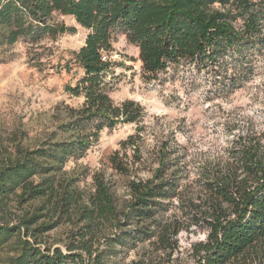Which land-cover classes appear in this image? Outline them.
Wrapping results in <instances>:
<instances>
[{
  "label": "trees",
  "instance_id": "1",
  "mask_svg": "<svg viewBox=\"0 0 264 264\" xmlns=\"http://www.w3.org/2000/svg\"><path fill=\"white\" fill-rule=\"evenodd\" d=\"M54 12L73 17L87 30L72 57L83 74L64 87L83 102L71 109L75 117L65 125L63 132L74 134L70 140L0 168V249L12 239L17 249L9 264H110L115 246L135 248L145 242L171 252L186 222L205 229L204 240L192 245L195 264H264V149L259 142L241 152L240 166L218 168L197 200L180 199L181 220L168 215L180 185L177 177L166 178L171 168L164 164L152 177L131 181L130 199L122 205L99 176L85 199L70 184L48 177L31 180L81 156L103 128L143 122L144 108L138 102L115 103L109 96L111 62L103 56H110L117 36L137 47L145 79L187 61L198 68L223 67L235 88L247 78L243 71H254L247 65L249 54L264 56V0H0V51L20 39L37 42L74 33V27L52 22ZM226 56L233 59L228 67L222 64ZM128 143H136L131 135L120 142L125 147ZM118 157V151L110 155L111 166L126 171ZM12 196L23 203L40 199L44 212L8 223L3 209ZM45 216L50 218L37 224ZM63 222L72 229L62 247L47 244L43 234Z\"/></svg>",
  "mask_w": 264,
  "mask_h": 264
},
{
  "label": "rangeland",
  "instance_id": "2",
  "mask_svg": "<svg viewBox=\"0 0 264 264\" xmlns=\"http://www.w3.org/2000/svg\"><path fill=\"white\" fill-rule=\"evenodd\" d=\"M52 22L75 31L37 42L20 39L0 51V168L74 136L63 131L75 117L71 109H79L83 97L71 96L64 87L83 74L72 57L84 44L87 30L73 17L58 12L52 14ZM109 58V96L115 103L125 99L138 102L144 108L143 122L103 128L81 156L67 158L45 176L34 174V183L48 177L72 185L85 199L94 192V177L99 176L122 205L130 199L131 181L152 177L164 164L171 168L166 178L177 177L181 194L170 203L168 215L173 213L181 220L180 199L197 200L204 193L205 181L218 168L240 166L237 161L249 143L259 142L264 149L263 55L249 54L247 65H253L254 71H243L247 78L235 88L229 85L231 74L223 67L198 68L187 61L169 65L154 79H145L138 49L123 35L113 41ZM232 63L231 56L222 59L224 66ZM65 64L71 66L68 72ZM222 82H228L227 86ZM130 135L135 145H121ZM114 151L119 152L117 161L126 171L111 166ZM36 160L52 165L43 158ZM41 203L40 199L23 203L12 196L3 215L8 223L16 224L22 216L43 213ZM71 229V224L63 222L42 238L62 247ZM204 238L205 229L186 222L176 236L177 248L171 252L155 249L150 242L135 248L118 245L108 259L110 264H195L192 245ZM16 252L12 239L0 249V264H9Z\"/></svg>",
  "mask_w": 264,
  "mask_h": 264
},
{
  "label": "built area",
  "instance_id": "3",
  "mask_svg": "<svg viewBox=\"0 0 264 264\" xmlns=\"http://www.w3.org/2000/svg\"><path fill=\"white\" fill-rule=\"evenodd\" d=\"M103 59H108V60H110V58L107 57V55H104V56H103Z\"/></svg>",
  "mask_w": 264,
  "mask_h": 264
}]
</instances>
